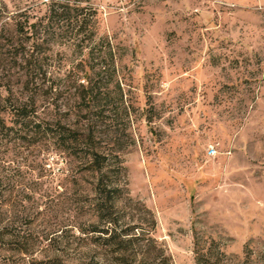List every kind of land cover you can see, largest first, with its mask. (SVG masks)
Listing matches in <instances>:
<instances>
[{
	"label": "rangeland",
	"instance_id": "1",
	"mask_svg": "<svg viewBox=\"0 0 264 264\" xmlns=\"http://www.w3.org/2000/svg\"><path fill=\"white\" fill-rule=\"evenodd\" d=\"M5 1L36 17L47 10V0ZM80 3L98 10L97 34L89 41L90 32L75 36L62 24L43 34L39 111L94 137L120 168L113 180L123 197L107 224L96 212L97 178L80 159L19 152L33 166L16 172L7 195L25 201L36 257L264 264V0ZM80 59L93 67L89 105H80L86 78L73 70ZM96 227L111 234L81 233ZM113 234L114 244L98 238Z\"/></svg>",
	"mask_w": 264,
	"mask_h": 264
},
{
	"label": "trees",
	"instance_id": "2",
	"mask_svg": "<svg viewBox=\"0 0 264 264\" xmlns=\"http://www.w3.org/2000/svg\"><path fill=\"white\" fill-rule=\"evenodd\" d=\"M80 2L82 0H47L44 3L47 8L45 15L36 17L28 10H11L5 0H0V264H67L58 257H36L39 239L26 227L30 224V216L20 210V206H25V201H11L7 195L10 188L20 183L16 172H21L24 166L31 170L33 166V162L20 157L19 152L40 149L42 152L53 151L80 159L97 178L96 212L107 224H113L116 203L123 197V188L117 180H113L120 168L114 167L109 157L95 147L94 137L60 120L43 118L39 111L40 91L47 76L40 51L43 34H55L56 26L60 24L67 26L75 36L90 32L89 41H93L97 34L100 23L98 10L91 5L83 6ZM107 44V55L113 61L114 49L109 41ZM83 46L82 43L76 47L88 48ZM113 62L110 67L115 66ZM75 69L86 78V83L81 85L84 92L80 105L92 104L95 99L91 77L93 67L87 60L80 59ZM16 72L21 75L18 79H22V90L19 91L14 83ZM118 163L121 164L120 161ZM81 233L111 234V231L110 228L96 227L92 230L81 229ZM98 238L113 244L118 242L115 234L109 238Z\"/></svg>",
	"mask_w": 264,
	"mask_h": 264
},
{
	"label": "built area",
	"instance_id": "3",
	"mask_svg": "<svg viewBox=\"0 0 264 264\" xmlns=\"http://www.w3.org/2000/svg\"><path fill=\"white\" fill-rule=\"evenodd\" d=\"M122 2H126L128 0H121ZM217 154V150L214 148V147H211L209 150H208V156L209 157H214L215 155Z\"/></svg>",
	"mask_w": 264,
	"mask_h": 264
}]
</instances>
